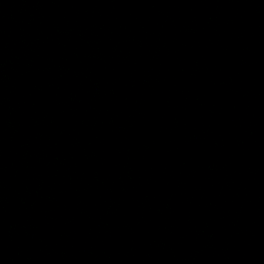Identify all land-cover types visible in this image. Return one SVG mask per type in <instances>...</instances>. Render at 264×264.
I'll use <instances>...</instances> for the list:
<instances>
[{
  "label": "water",
  "instance_id": "water-1",
  "mask_svg": "<svg viewBox=\"0 0 264 264\" xmlns=\"http://www.w3.org/2000/svg\"><path fill=\"white\" fill-rule=\"evenodd\" d=\"M0 264H264V0H0Z\"/></svg>",
  "mask_w": 264,
  "mask_h": 264
}]
</instances>
